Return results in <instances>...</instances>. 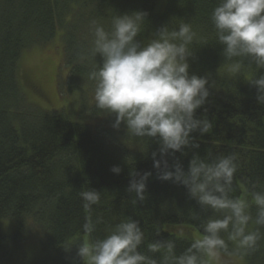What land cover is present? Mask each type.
Instances as JSON below:
<instances>
[{
	"label": "trees",
	"instance_id": "trees-1",
	"mask_svg": "<svg viewBox=\"0 0 264 264\" xmlns=\"http://www.w3.org/2000/svg\"><path fill=\"white\" fill-rule=\"evenodd\" d=\"M215 3L0 0V264H82L76 247L65 250L64 246L87 238L83 225L89 217L93 221L99 218L93 235L100 238L110 226L129 216L140 221L146 242L176 238L181 230L186 236L199 234L200 221L193 216L203 218L210 213L201 211L184 186L159 179L151 157L158 149L154 139L126 137L123 125L120 130L111 127L114 116H104L94 106L92 120L104 118L105 132L81 118L69 119L62 111L39 110L26 102L17 69L24 50L47 44L60 32L69 82L83 92L75 112L89 110L85 93L91 91V84H82L87 81L89 65L77 60V52L89 39L90 21L108 25L116 13L145 11L147 27L140 39L149 38L172 19L170 26L174 27L176 18L190 20L201 36H210L209 16ZM78 34L85 42L77 40ZM220 52L219 45L206 46L189 61L190 73L210 74L215 81V88L210 89L212 103L204 106L214 126L197 140L199 149L192 151L201 156L209 149L214 154L235 153L240 164L234 179L235 194L243 196L253 184L264 186V107L257 104L253 86L243 77L228 74ZM97 62L102 58L97 56ZM203 115L204 108L198 109L197 118ZM184 151L187 155L177 152L169 158V164L179 161L187 170L192 151ZM113 166L122 169L120 174L111 171ZM133 170L152 173L147 180L146 199L137 206L132 204L135 194L127 191ZM89 188L101 192V202L91 211L84 208L80 196ZM34 234L39 250L31 256L25 244ZM188 245V239H177L178 252ZM224 259L264 264V239L248 255L233 253Z\"/></svg>",
	"mask_w": 264,
	"mask_h": 264
},
{
	"label": "clouds",
	"instance_id": "clouds-1",
	"mask_svg": "<svg viewBox=\"0 0 264 264\" xmlns=\"http://www.w3.org/2000/svg\"><path fill=\"white\" fill-rule=\"evenodd\" d=\"M147 16L133 11L114 14L108 25L90 21L89 39L77 60L88 63L91 103L104 116H114L111 127L120 130L123 125L126 137L154 139L158 149L151 157L159 179L184 186L210 215L193 216L200 221L198 235L186 236L181 230L176 238L147 242L140 221L131 216L110 226L103 238L93 235L99 218L89 217L83 225L87 238L64 248L75 246L82 264H225V256H246L264 239V186L253 184L238 196L234 179L240 164L235 153L209 149L201 156L192 151L214 126L204 106L212 103L215 81L210 74L190 73L189 61L198 49L219 45L228 74L253 86L257 104L264 107V0H216L209 16L210 36H201L190 20L176 18L174 27L172 19L140 39ZM201 108L205 115L197 118ZM185 149L192 151L187 170L179 161L170 165L169 158L177 152L187 155ZM111 171L118 175L122 169L113 166ZM129 175L127 191L135 194L132 204L137 206L146 199L152 173L133 170ZM80 196L89 211L101 202V192L95 189ZM181 238L189 245L178 252Z\"/></svg>",
	"mask_w": 264,
	"mask_h": 264
},
{
	"label": "rangeland",
	"instance_id": "rangeland-1",
	"mask_svg": "<svg viewBox=\"0 0 264 264\" xmlns=\"http://www.w3.org/2000/svg\"><path fill=\"white\" fill-rule=\"evenodd\" d=\"M61 35L58 32L49 43L34 45L21 53L18 60L17 72L25 100L28 104L35 106L39 110H59L67 114L69 119L81 118L87 125H91L97 130H104L105 132L107 126L104 118L92 120V116L90 115L91 109L94 106L91 103V91L85 93L89 102L88 104L91 105L89 110H76L75 112L76 106L79 109L78 104L83 92L79 93V88L72 87L69 82V69L64 63ZM79 35L77 40L80 39L85 42V38L82 37L84 39H81ZM82 84L84 87H87L91 83L84 81ZM117 136L119 135L117 134ZM37 241V236L34 234L25 244V251L31 256L37 254L39 250ZM224 261L225 264H243L239 260L231 261L230 259H224Z\"/></svg>",
	"mask_w": 264,
	"mask_h": 264
}]
</instances>
